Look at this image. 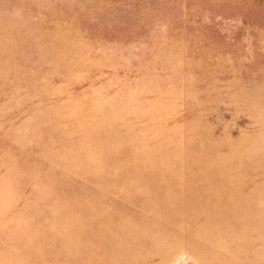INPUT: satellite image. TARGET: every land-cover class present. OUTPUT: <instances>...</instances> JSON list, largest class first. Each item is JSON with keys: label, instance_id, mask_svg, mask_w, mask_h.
<instances>
[{"label": "rangeland", "instance_id": "rangeland-1", "mask_svg": "<svg viewBox=\"0 0 264 264\" xmlns=\"http://www.w3.org/2000/svg\"><path fill=\"white\" fill-rule=\"evenodd\" d=\"M0 264H264V0H0Z\"/></svg>", "mask_w": 264, "mask_h": 264}]
</instances>
